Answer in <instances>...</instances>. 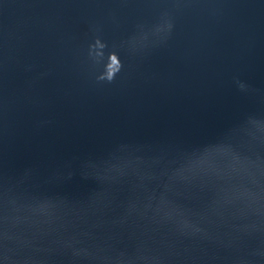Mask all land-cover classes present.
I'll return each instance as SVG.
<instances>
[{
	"label": "water",
	"instance_id": "obj_1",
	"mask_svg": "<svg viewBox=\"0 0 264 264\" xmlns=\"http://www.w3.org/2000/svg\"><path fill=\"white\" fill-rule=\"evenodd\" d=\"M0 264H264V0H0Z\"/></svg>",
	"mask_w": 264,
	"mask_h": 264
}]
</instances>
